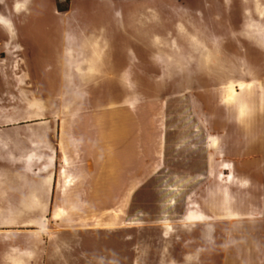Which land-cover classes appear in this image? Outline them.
Instances as JSON below:
<instances>
[{
    "label": "rangeland",
    "instance_id": "1",
    "mask_svg": "<svg viewBox=\"0 0 264 264\" xmlns=\"http://www.w3.org/2000/svg\"><path fill=\"white\" fill-rule=\"evenodd\" d=\"M83 1L0 0L1 188L29 171L21 140L58 136L61 101L81 98L57 92L52 66L59 78L81 75L78 52L94 65L84 41L62 44L75 23L65 13ZM115 2L134 12L132 30L111 41H128L140 60L149 174L123 204L107 203L105 190L100 204L65 207L57 219L53 205L0 203V264H264V219L251 217L259 200L264 210V0ZM103 83H91L87 101L120 100ZM204 119L215 135L207 143ZM15 212L41 221H14Z\"/></svg>",
    "mask_w": 264,
    "mask_h": 264
},
{
    "label": "crops",
    "instance_id": "2",
    "mask_svg": "<svg viewBox=\"0 0 264 264\" xmlns=\"http://www.w3.org/2000/svg\"><path fill=\"white\" fill-rule=\"evenodd\" d=\"M83 2V6L65 13L75 23L69 24L67 41H62V44L65 46L68 41H74L73 44L79 46V40L84 41L94 65L86 69V53L78 52L82 54L79 57L82 63L78 68L81 75L70 72L59 78L57 65L53 62L52 66L57 72V92L79 94L81 98L72 101L69 107L61 101L58 136L45 135L42 138L34 135L29 139H20L28 143L19 147L20 155H23L19 157L30 167L29 171L23 181L19 179L18 185L0 187V203L33 205L29 211L42 205H53L56 206L52 212L55 219L65 212V207L100 204L101 191L105 190L109 191L106 192L107 203L117 200L115 205H119L126 202L133 191L144 184L143 175L149 174V142L154 140L143 132V116H139L143 115V92L138 89L141 81L134 76V64L140 61L139 57L128 41H111L116 31L122 28L126 32L132 30L134 12L128 7L120 10L115 0ZM237 13L240 11L237 10ZM92 31L100 38H92ZM152 58L160 63L156 55ZM161 71L165 73V69ZM97 78H102L104 83L100 86L107 87L105 92L108 94H116L115 87H118L123 92L120 100L87 101V95L95 92L91 83ZM84 111L91 113L85 115ZM200 124L204 127L207 143L208 138L215 135L208 127V120H201ZM159 138L156 140L163 142L166 135L162 134ZM57 158L60 167L55 171ZM158 158L157 166L160 167L164 164V156L159 150ZM134 174L140 176L134 177ZM256 187H259L261 195V183L254 184ZM89 190L96 191L98 197L86 198V191ZM258 203V207L254 204L251 217L261 221L264 219L262 200ZM13 215L11 219L14 221H41L38 216L26 217L16 212Z\"/></svg>",
    "mask_w": 264,
    "mask_h": 264
},
{
    "label": "bare ground",
    "instance_id": "3",
    "mask_svg": "<svg viewBox=\"0 0 264 264\" xmlns=\"http://www.w3.org/2000/svg\"><path fill=\"white\" fill-rule=\"evenodd\" d=\"M16 7L18 8V7H19V5L17 4V5H16Z\"/></svg>",
    "mask_w": 264,
    "mask_h": 264
}]
</instances>
